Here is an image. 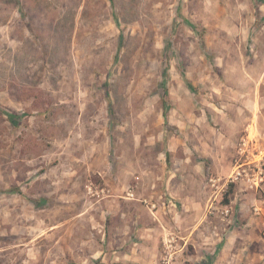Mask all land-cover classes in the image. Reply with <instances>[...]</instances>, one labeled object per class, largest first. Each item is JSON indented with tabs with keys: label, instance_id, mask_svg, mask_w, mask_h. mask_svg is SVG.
<instances>
[{
	"label": "rangeland",
	"instance_id": "obj_1",
	"mask_svg": "<svg viewBox=\"0 0 264 264\" xmlns=\"http://www.w3.org/2000/svg\"><path fill=\"white\" fill-rule=\"evenodd\" d=\"M263 154L264 0H0V264H264Z\"/></svg>",
	"mask_w": 264,
	"mask_h": 264
},
{
	"label": "built area",
	"instance_id": "obj_2",
	"mask_svg": "<svg viewBox=\"0 0 264 264\" xmlns=\"http://www.w3.org/2000/svg\"><path fill=\"white\" fill-rule=\"evenodd\" d=\"M253 166L254 169H248L247 166ZM255 170V171H254ZM250 171H254L255 173L252 174ZM259 174H263L264 175V154L263 156H261V158L255 162H251L249 164H242L240 165L235 173V177L233 179L234 182L236 181H246V182H252L254 181L256 183V185L258 186L260 182L256 181V177H258ZM254 179H252L253 177ZM260 178L262 179L261 181H263V176H260Z\"/></svg>",
	"mask_w": 264,
	"mask_h": 264
},
{
	"label": "trees",
	"instance_id": "obj_3",
	"mask_svg": "<svg viewBox=\"0 0 264 264\" xmlns=\"http://www.w3.org/2000/svg\"><path fill=\"white\" fill-rule=\"evenodd\" d=\"M233 193V188L230 185V189L227 191V193L224 195L225 201L228 202L229 196Z\"/></svg>",
	"mask_w": 264,
	"mask_h": 264
},
{
	"label": "crops",
	"instance_id": "obj_4",
	"mask_svg": "<svg viewBox=\"0 0 264 264\" xmlns=\"http://www.w3.org/2000/svg\"><path fill=\"white\" fill-rule=\"evenodd\" d=\"M143 237H144V236H139V238H141V239H142ZM136 245H137V244H136ZM131 248H132L131 250H134V252H135L136 249H134V247H131ZM147 248H149V246H148ZM129 252H131V253H130V255H129V254H128V255H129L130 257H132L131 255L133 254V251H130V250H129ZM135 259H136V258H135Z\"/></svg>",
	"mask_w": 264,
	"mask_h": 264
}]
</instances>
